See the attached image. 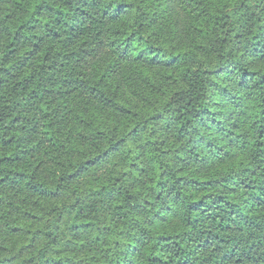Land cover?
I'll use <instances>...</instances> for the list:
<instances>
[{
  "label": "trees",
  "instance_id": "trees-1",
  "mask_svg": "<svg viewBox=\"0 0 264 264\" xmlns=\"http://www.w3.org/2000/svg\"><path fill=\"white\" fill-rule=\"evenodd\" d=\"M0 264H264V0H0Z\"/></svg>",
  "mask_w": 264,
  "mask_h": 264
}]
</instances>
